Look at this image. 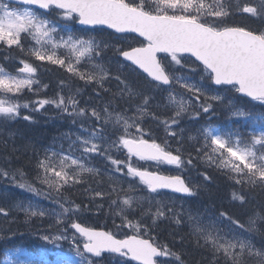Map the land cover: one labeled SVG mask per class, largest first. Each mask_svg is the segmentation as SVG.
<instances>
[{"label": "snow or ice", "instance_id": "snow-or-ice-1", "mask_svg": "<svg viewBox=\"0 0 264 264\" xmlns=\"http://www.w3.org/2000/svg\"><path fill=\"white\" fill-rule=\"evenodd\" d=\"M243 14H250L264 22V0H259L258 6H254L252 0H236L235 3L233 0H0V42L9 48L15 46L24 53L25 38L31 37L35 43L32 48L27 49L26 55L34 56L39 61H48L66 67L68 72L79 76L86 84L95 83L98 88L106 92L104 83L110 78L109 70L102 63H92L93 72H81L79 63L85 57L89 61L102 60L104 50L110 45L103 40H97L95 36L85 38V35L73 32L69 22L76 21L83 26H106L99 29L84 28L81 31L85 34L108 29L114 30L113 35L120 34L121 37L132 33L138 34V37H142L146 43L141 42L139 47L129 45L127 50L118 46L116 50L125 61L131 62L129 66H135L133 70L140 69L141 75L146 74L145 79L148 84L154 85V88L148 91L168 92L164 107L170 110L172 115L170 120L162 121L167 131L173 126L178 127L181 119L188 115L190 110L195 109L190 119L199 120L201 112L207 115L214 111L213 102H223L224 97L209 95L210 89L203 86L205 79H210L215 86L235 89L237 93L253 101L264 102V30L230 26L226 23L232 16ZM61 51L66 55H60ZM159 53L166 55L158 58ZM185 53L190 54L203 66L206 77L202 76L200 81H195L192 76L175 74L174 66L184 67L182 54ZM19 63L22 67L18 69L16 75L0 67V90L4 94H14L9 99H0V120H15L19 116L21 105L11 103L10 100L17 98L25 89L32 91L33 85L38 83L32 79L37 68L27 60H20ZM190 70L196 71V69ZM115 79L123 84L118 94L121 99L127 97L128 101L139 100V103L135 104L139 117L117 114L113 122V113L108 110L111 102L102 112L95 107L92 108L89 117L86 108L76 111L79 102L74 96H69L67 100L64 96H59L58 99H37L22 105L28 108L34 104L36 111H40L45 105H52L69 116L86 117L90 122L94 118V121L100 125L94 127L91 132L88 128H82L86 135L78 136L69 146L67 154L54 153L50 157L46 155L38 161L36 180L32 183L25 181L18 185L21 190L50 198H52L51 190L54 189L55 204L62 210L53 213L57 217L58 225L66 222L64 217L76 216L83 208L88 207L75 204L70 198L65 197L64 190L85 183L83 176L86 173L99 175V170L87 167L86 161L93 155L108 156L111 159L109 153L113 147L117 152L126 149L129 157L126 165L124 161L112 160V164L117 166L115 171L120 173L123 170L122 166H126V175L139 178L140 186L147 190L148 197L161 195L165 190L189 197L195 195L192 187L181 175H162L159 171H150L147 167L133 166L132 157L138 158L144 164L155 165L157 168L167 165L178 169H182L186 163L191 165L192 159L185 161L182 158V148H176L174 154L167 141L163 144L157 143L152 133L143 129L144 117L148 115L156 96L145 95L143 91L129 87L120 76H116ZM176 83L180 84L183 92L176 91L174 87ZM215 91H219V88ZM96 95L98 96L99 92ZM186 95L187 100L184 98ZM230 111V119L251 120L253 125L259 127L253 126L245 134L221 129L209 122L207 126L198 130L197 143L201 137L203 143L196 149L197 155L203 152L209 165H214L225 172L230 179L235 178V183L242 188L244 185H251L264 190V113L254 115L237 109L234 105ZM153 116L155 118L154 114ZM25 119L30 120L31 117L26 116ZM209 119L211 120V117ZM109 124L113 125L111 130L108 128ZM121 124L122 134L109 143L110 137L121 132ZM133 127L136 128L135 134L130 132ZM146 135L148 139H145ZM168 135L175 139L178 134L171 132ZM182 135L183 130L180 133L181 139ZM106 143L107 148L104 147ZM77 145L82 146V150L76 147ZM73 150L79 151L80 155L74 156ZM57 156H59L58 162ZM20 175L23 179V174ZM37 182L47 186L49 191L41 192L39 188L34 187ZM133 192L132 185L127 190L111 187L107 193L96 191L93 200L96 197L110 198L115 194L117 198L111 200L110 208L119 206L116 215L121 217L123 223L118 227L138 229L137 234L117 239L115 233L85 227L73 221L71 228L79 233L84 241L82 249L75 237L73 248L68 252L30 251L17 246L4 251L6 264H91L90 261L86 262L88 254L102 257L105 253L118 257L130 256L140 264H157L155 257L169 255H175L179 261L180 256L171 253L167 246L161 251L151 239L141 238V233L147 234L158 220L166 217V212L170 213L172 210L162 201L153 202L147 199L148 210L142 211L140 219L133 222L128 219V215H135L133 204L142 207L146 199L129 194ZM120 193H124L122 199ZM233 200L243 204L246 202V196L233 192ZM16 206L22 207L26 215L43 217L46 214L45 210L37 211V206L31 202L27 205L18 203ZM152 207L156 208L155 212L151 211ZM4 211L0 208V213ZM148 217H151L152 224H143ZM188 218L190 221L194 219L192 215ZM196 219L194 234L198 237V243L200 238L203 239L202 246L214 257L213 264H219L221 254L224 264H246L245 253L249 257L264 258V252L254 251L250 240L241 238V233L237 229L243 230L244 225L227 212H220L218 217L219 223L227 221L226 230L216 227L215 218H209L210 222L207 225L199 223L200 217ZM176 223L179 224L180 219H177ZM248 223L252 224L253 221L250 219ZM65 238L63 235L43 237L45 241L53 242ZM115 264H120L119 259Z\"/></svg>", "mask_w": 264, "mask_h": 264}, {"label": "trees", "instance_id": "trees-1", "mask_svg": "<svg viewBox=\"0 0 264 264\" xmlns=\"http://www.w3.org/2000/svg\"><path fill=\"white\" fill-rule=\"evenodd\" d=\"M235 2L236 0H233V3ZM252 3L254 6H258L259 0H252ZM226 23L230 26L264 30V22L252 17L250 14L232 16ZM69 26L73 32L85 35V38L87 36H95L97 40H103L110 45L104 50L102 60L89 61L85 57L79 63V71L89 73L94 71L91 67L92 63H102L109 70L110 78L104 83V89H107V91L105 92L103 89L98 88L95 83L86 84L79 76L68 72L66 67L54 65L48 61H39L34 56L26 55L27 49L32 48L35 43L31 37L25 38L24 48L26 51L24 53L15 46L9 48L3 42H0V67H3L8 73L16 75L18 69L22 67L19 61L27 60L28 63L37 68L36 73L32 75V79L38 81V83L33 85L32 91L25 89L17 98L11 99L13 103L21 105L19 116L15 120H0V174L3 175L2 183L7 181V178H4V176H10L14 171L22 173L25 175V180L32 183L38 175L37 164L39 160L43 159L46 155L50 157L54 153H68L69 146L77 139V127L81 126L82 128L93 129L100 126L94 121V118L90 122L86 117L69 116L63 110H58L52 105H46L40 111H36V107H34L36 105L32 104L30 107L24 108L23 104L43 97L55 99L56 96L60 95L64 96L67 100L69 96H74L79 102L76 111H79L80 108H86L88 109L89 117L91 116L92 108L95 107L98 111L102 112L105 106L109 105V102H111V106L108 110L113 114L120 113L126 117H139V113L135 110V104L139 103V100L128 101L127 97L121 99L118 95L123 88V84H120L115 77L120 76L121 80L126 81L129 87L143 91L145 95L156 96V99L149 108L148 115L144 117L142 127L145 132L150 131L157 143L163 144L167 141L170 150L174 154H176V148H182V158L185 161L190 158L192 159L191 165L186 163L181 169L182 176L185 179L189 177L191 180L197 179L202 182V185L197 190H193L195 191V195L191 202L192 205L196 208L204 207L217 214L227 212L233 219L239 220L241 224L247 225L250 219H256L257 226L256 229L252 230V242L258 251L264 252V190H261L258 186L253 187L251 185H244L242 188L241 185L235 183V178L230 179L225 172L219 170L214 165H209L203 152L199 155L196 152V149L203 143L202 137L199 139V143H197L198 130L207 126L209 122L221 129L239 131L245 134L248 133L251 127H259V125H253L251 120L230 119V108L234 105L237 109L257 115L264 113V102L240 97L237 95L235 89L224 86L215 87L212 85L210 79H205L203 86L206 89H210L209 95H220L225 98L223 102H213L214 111L207 115L201 112L199 120L190 119L195 109L190 110L188 115L181 119L178 127L173 126L166 131L162 121L165 119L170 120L172 115V112L164 107L168 92L157 93L156 91H148V89L154 88V85H149L145 79V75H141V71L138 69L133 70L135 67L129 66L130 64L122 60L119 52L116 50L118 46L123 47L125 50L129 45L131 47L139 46L143 41L135 35L129 34L128 36L121 37L117 34L113 35V31L108 30L85 34L81 31L84 28L78 26L76 21L69 22ZM59 54L66 55L63 51ZM164 56L160 55L159 58H163ZM183 57L182 64L184 67L174 66L176 75L192 76L195 81H200L202 76L206 77V73L203 72V66L187 56ZM73 62H75L74 58ZM190 69H196V71L192 72ZM174 87L177 92L184 91L180 88L179 83H176ZM217 88H219V91H215ZM97 92H99L98 96L96 95ZM3 95L4 97L8 96V94H4L0 90V97ZM13 96L14 94H11L10 97ZM184 98L187 100L188 96L186 95ZM192 100L195 104V97ZM201 102H203V97H201ZM125 109H128V111H125ZM69 111H71V108H69ZM26 116H30L31 119L26 120ZM210 117L211 120L209 119ZM108 128L110 129L109 125ZM132 129L136 128L133 127ZM181 130H183L182 139L180 138ZM171 132L177 133V138H171L168 135ZM148 138L146 135L145 139ZM76 147L82 150L80 145ZM111 154H118L116 158L122 160H126L128 156L125 150L122 152L113 150L112 152L110 151L109 155L111 156ZM73 155L79 156L80 152L73 150ZM56 159L58 162L59 156ZM108 159V156L100 157L93 155L89 157L86 161V166L98 169L100 174L95 176L87 173L84 174L83 179L86 182L66 188L64 196L70 198L74 203L82 205L92 204L96 200L99 204V208H97L98 212L95 215L87 214L86 217L92 219L91 223L96 227L109 230L115 233L116 236H123L127 234V231L123 229L114 230L113 223L114 220H117L115 218V207L110 208L111 200L116 199L117 196L113 194L110 198L107 196L103 199L96 197L93 200L95 192L101 191L107 193L111 187L127 190L129 185H132L133 189L138 193L145 192L146 189L140 186L137 178H133V181L129 184L126 183L119 173L114 172ZM131 159L138 161L135 157ZM135 165L136 167L142 166L147 167L149 170L151 169L148 167V164H144L142 161ZM191 180H188L190 184ZM34 187L39 188L41 192L49 191L47 190V186L41 185L39 182L35 183ZM86 189H91V191H86ZM10 191L12 190L10 189ZM12 192L11 196L17 203L27 205L28 202H31L35 205L31 198L32 193L28 194L26 191H21V189L13 190ZM51 192L52 198L45 195L37 196L39 200L40 198L43 200L36 206L46 210L45 219L39 218L38 215H26L22 207H20L18 211L10 209V215L2 221L0 220V223L3 225V229L0 232V264H6L7 258L4 256V251L12 247H24L30 251L46 250L45 244L43 245L44 242L36 238L38 232L40 233L41 231V227L47 225V223L49 225L51 215L55 219L52 229L55 227L58 229L63 225V222L59 225L56 223L57 217L55 218L53 213L62 210L55 204V190L52 189ZM233 192L245 195L246 202L241 204L240 201L233 200ZM123 195L124 193H120V196ZM75 218L79 221L78 217ZM154 231L158 240L163 245L167 244L172 250L178 252L185 264H213L214 257L207 248L202 246L203 241L199 240L198 243V237L188 233L184 227H176L170 221L165 220L155 225ZM99 258L98 264H111L105 256ZM244 260L246 264H262L264 258L257 256L249 257L245 253ZM87 261L91 262L86 256ZM92 261L95 262V259ZM126 262L129 263L128 260ZM219 264H224L223 254L219 257Z\"/></svg>", "mask_w": 264, "mask_h": 264}, {"label": "rangeland", "instance_id": "rangeland-1", "mask_svg": "<svg viewBox=\"0 0 264 264\" xmlns=\"http://www.w3.org/2000/svg\"><path fill=\"white\" fill-rule=\"evenodd\" d=\"M32 78H33V76H32ZM8 96L4 97V95H3V96L0 97V99H9V98H11L10 97L11 94H8ZM59 96L60 95L56 96L55 99H58ZM37 99H50V98L43 97V98H37ZM51 99H54V98H51ZM10 102L13 103L11 100H10ZM34 107H36V106H34ZM118 114L122 115L120 113H118ZM116 115H117L116 113L113 114V122L115 121ZM112 126H113L112 124H109V127H110L109 130H111ZM120 127H121V132L116 133V136L110 137L109 138V143L111 142V140H115L119 135L122 134L123 125L121 124ZM88 130H89V132H91L93 129L88 128ZM130 132L135 134L136 133V129H132L131 128ZM85 135L86 134L82 131V127L81 126L76 128V138L78 136L84 137ZM94 142L100 143L99 141H94ZM80 147H82V146H80ZM104 147L107 148L108 144L107 143L104 144ZM113 150L116 151V149L114 147L111 149V152ZM123 150H125V149H122L120 152H122ZM32 155H34V154H32ZM117 155L118 154H116V155H112L111 154V159H108L109 162H110V166L114 170V172H116L115 169H116L117 166L112 164V160L124 161L125 165L129 161V157L128 156H127L126 160H122V159L116 158ZM131 162H132L133 166H136L135 164H139L140 161L131 159ZM148 165H149L148 167H150L152 170H157V171H159L162 174L165 173V174H169V175H175V174H178V175L181 174L182 175L181 169H178L175 166L162 165L159 168H157L155 165H151V164H148ZM122 168H123V170L119 174L122 176L124 181L129 184L130 182L133 181V177L126 175V173H127V167L126 166H122ZM24 176L25 175H23V179H21L20 173H16L14 171L13 174H11L10 176H4V178H7V181L5 183H2L3 182V175L0 174V203H1L0 204V208H3L5 210L3 213H0V220L1 221L5 217L10 215V213H11L10 209L12 211H18L20 209V207L16 206L18 204L17 201L15 199H13L11 195L13 194V192H12L13 190L20 189L19 186H18L20 183H23V182L26 181ZM186 180H191V179L189 177H187ZM201 185H202L201 180H197V179H192L191 180V187H192L193 190H197L199 188V186H201ZM10 189L12 191L9 192ZM47 190H49V189H47ZM21 191H26V190H21ZM26 192L28 194H31L28 191H26ZM129 194H134L137 197L146 198L145 202L142 205V207L139 204H136V203L133 204V209L135 210V215H128V219L132 220L133 222H136L137 220L140 219L142 211H147L148 210L147 199H151V200H153V202L156 201V200L162 201L163 203L167 204L168 208H170L172 210L170 213L166 212V217L158 220L156 225L159 222H164L165 220H168L171 223H173L174 226H176V227L177 226L184 227L187 230L188 233L195 235L194 234V229L197 226L196 217H200L201 219H200L199 223L201 225H207L210 222L209 218H215L216 227L217 228H220L222 230H226L227 227H228L227 221H225L224 223H219V220H218L219 214L211 212V211L207 210L204 207H200V208L194 207L192 205V203H191L193 201V199H194L193 196L192 197H188V198H182V197H180L178 195H174V194L163 192L161 195L148 197L147 190L145 192L138 193V192H136L135 189H134L133 193H129ZM123 196H121V199L123 198ZM31 198L33 199L32 201L35 203V205H37L39 202L43 201L41 198L39 200L37 198V195H35L33 193H32ZM75 204H80V203H75ZM87 206H88L87 208H83L81 212L77 213L76 216L64 217V220L66 222H68V223L63 222V225H61L58 229L56 227L54 229H52L53 224L55 222L54 221L55 219L53 218V215L50 216L49 225H48V223H47V225H43L41 227V231H40L41 240L44 242L43 245L45 244V248H46V250L48 252H54V251H57V250H62L64 252L70 251L73 248V238L74 237H75L76 241L80 244L81 249H82L83 241L80 239V237L76 236V234L74 232H71V227H69V226H71L73 221H77L75 217H78V220L80 222L93 226L92 223H91L92 219L86 217V215L87 214H89V215L94 214L95 215L98 212L97 208H99L98 207L99 204L97 203L96 200H94V202L92 204H87ZM36 210L39 211V210H41V208L37 207ZM42 210H44V209H42ZM118 210H119V206H116L115 207V215H116V212ZM151 211L155 212L156 208L152 207ZM45 212H46V210H45ZM189 215H192L194 217V219L190 221L189 218H188ZM38 217L42 218V219H45L46 214L43 217L38 215ZM55 218H56V216H55ZM72 218H74L75 220L72 219ZM116 218H117V222L113 223L114 230L123 229V230L127 231L128 233L133 232L134 234H137V231H139L138 229L128 228L127 226L118 227V226L122 225L123 221H122L121 217L118 216V215H116ZM177 219H180V223L179 224L176 223ZM251 220L253 221L252 224H249V223H247V225L243 224L244 225V229L243 230L237 229V231L241 233V238L250 240V242L253 245V242H252V240H253L252 230L256 229L257 224H256V219H251ZM143 224L151 225L152 224L151 217H148L146 220H144ZM2 229H3V225H2V223H0V232L2 231ZM154 232L155 231H154V226H153V227L150 228V230L148 231L147 234L141 233V236L142 237L145 236V237L150 238L154 242V244H157V245L161 246L162 248H164V246H167V248L169 249V251L171 253H175V254L180 256V254L178 252L172 250L167 244L163 245L158 240V237H157V235ZM60 235H63L66 238L65 239L56 240L55 242H53L51 240L45 241L43 239L44 236L53 237V236H60ZM201 240L203 241L202 238H200V241ZM253 250L257 251L258 249L253 245ZM261 252H263V251H261ZM161 258L162 259L158 261L159 264H185V262L182 260L181 257H180V260L178 261L176 259L175 255L162 256ZM89 259L91 260L92 264H98L99 261H100V258L95 259V262L92 261L93 259L91 257H89ZM117 259H119L120 264H135L133 262L131 263L130 261H129V263H127L126 262L127 257L109 256L108 261L111 264H115V261Z\"/></svg>", "mask_w": 264, "mask_h": 264}, {"label": "water", "instance_id": "water-1", "mask_svg": "<svg viewBox=\"0 0 264 264\" xmlns=\"http://www.w3.org/2000/svg\"><path fill=\"white\" fill-rule=\"evenodd\" d=\"M76 24L78 25V26H80V27H83V28H89V27H96V28H106V26H83V25H80L78 22H76ZM108 31H113L114 32V30H110V29H108ZM118 35H120V34H118ZM131 35H136L137 37H138V34H136V33H132ZM138 38H140L142 41H143V38L142 37H138ZM143 42H145L146 43V41H143ZM139 46H141V45H139ZM139 46H134V47H139ZM127 50V49H126ZM160 54H163V55H166V54H164V53H159L158 54V58H159V55ZM182 55H186V56H188V57H190L191 59H194L195 60V58L194 57H191V55L190 54H188V53H185V54H182ZM121 58H122V60H124V58L121 56ZM125 61V60H124ZM125 62H127L128 64H130L131 65V62H128V61H125ZM197 63H199L198 61H196ZM200 64V63H199ZM135 67V66H134ZM139 71H141L142 72V70H140V69H138ZM145 76H146V74H144ZM214 85V84H213ZM216 87H218V86H216ZM228 87V86H227ZM239 96H244V97H246V98H249V97H247V96H245V95H243V94H240V93H237ZM249 99H251V98H249ZM252 100V99H251ZM127 151V150H126ZM152 171V170H151ZM161 174V173H160ZM162 175H167V174H165V173H163ZM182 177V176H181ZM183 178V177H182ZM139 179V178H138ZM184 179V178H183ZM185 180V179H184ZM185 182H186V180H185ZM187 183V182H186ZM165 192H168V193H171L169 190H165ZM173 194V193H172ZM176 195V194H175ZM177 195H180V196H182V197H188L187 195H184V194H177ZM82 226H85V227H88V226H86V225H83L82 224ZM89 228H91V227H89ZM95 229V228H94ZM96 230H102V229H99V228H96ZM73 231L74 232H76L74 229H73ZM102 231H105V230H102ZM77 233V232H76ZM78 235H79V233H77ZM131 235H134V234H131ZM126 238V237H125ZM142 238V237H141ZM119 239H124V238H119ZM142 239H148V238H142ZM152 242V241H151ZM153 243V242H152ZM105 254H107V253H105ZM88 255H90V256H92L91 254H88ZM94 257V256H93ZM129 257V259L130 260H133L130 256H128ZM156 258H159V257H155L154 259H156ZM135 261V260H134ZM137 263H139L140 264V262L139 261H136Z\"/></svg>", "mask_w": 264, "mask_h": 264}, {"label": "bare ground", "instance_id": "bare-ground-1", "mask_svg": "<svg viewBox=\"0 0 264 264\" xmlns=\"http://www.w3.org/2000/svg\"><path fill=\"white\" fill-rule=\"evenodd\" d=\"M1 204V203H0ZM9 229H10V227H9ZM200 259V258H199Z\"/></svg>", "mask_w": 264, "mask_h": 264}, {"label": "flooded vegetation", "instance_id": "flooded-vegetation-1", "mask_svg": "<svg viewBox=\"0 0 264 264\" xmlns=\"http://www.w3.org/2000/svg\"><path fill=\"white\" fill-rule=\"evenodd\" d=\"M159 260H161V259H159ZM159 260H158V261H159Z\"/></svg>", "mask_w": 264, "mask_h": 264}]
</instances>
